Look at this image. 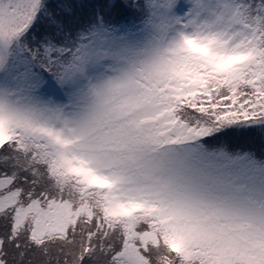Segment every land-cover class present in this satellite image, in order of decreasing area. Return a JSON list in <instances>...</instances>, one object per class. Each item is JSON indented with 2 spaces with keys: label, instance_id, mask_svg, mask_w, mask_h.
Listing matches in <instances>:
<instances>
[{
  "label": "snow or ice",
  "instance_id": "1",
  "mask_svg": "<svg viewBox=\"0 0 264 264\" xmlns=\"http://www.w3.org/2000/svg\"><path fill=\"white\" fill-rule=\"evenodd\" d=\"M0 264H264V0H0Z\"/></svg>",
  "mask_w": 264,
  "mask_h": 264
},
{
  "label": "trees",
  "instance_id": "2",
  "mask_svg": "<svg viewBox=\"0 0 264 264\" xmlns=\"http://www.w3.org/2000/svg\"><path fill=\"white\" fill-rule=\"evenodd\" d=\"M259 135H260L259 133H252V134L237 133L235 136L232 137V139L234 142L243 143L250 138L258 137Z\"/></svg>",
  "mask_w": 264,
  "mask_h": 264
}]
</instances>
